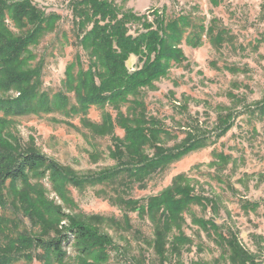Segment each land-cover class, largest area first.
Returning <instances> with one entry per match:
<instances>
[{
	"label": "rangeland",
	"instance_id": "rangeland-1",
	"mask_svg": "<svg viewBox=\"0 0 264 264\" xmlns=\"http://www.w3.org/2000/svg\"><path fill=\"white\" fill-rule=\"evenodd\" d=\"M15 1L21 0H0V4ZM28 1L45 15L59 17L53 31L28 47L33 56L28 65L42 63L41 91L50 96L61 92L68 100L64 110H69L76 102L74 93L64 86L67 66L77 54L85 62L77 46L70 8L73 0ZM105 1L149 20L157 10H164L167 17L188 16L197 26L202 20L201 44L194 47L181 42L185 61L151 88L141 90L139 100L147 116L158 120L169 134L162 141L164 147H174L188 134L206 137L204 146L153 174L143 189L138 185L125 189L116 181L83 185L84 179L116 165L112 139L122 138L123 131L115 126L110 106H91L85 117L63 109L15 115L0 112V152H39L63 170L64 178L74 180L53 182L49 172L38 178V170L26 183H7L0 190V245L12 248L10 243L25 237L30 241L52 238L71 221H79L111 240L113 247L101 264H157L151 248L152 225L123 202L144 204L183 174L194 194L211 200L214 210L193 205L184 213L181 231L189 242L178 256L168 248L164 264H224L219 260L221 251L212 242L213 230L204 232L193 223L200 220L221 227L217 234L223 237L235 235L256 263L264 264V0ZM135 31L132 27L130 33ZM23 32L15 24V8L11 7L0 18V34L15 38ZM139 66L135 56L126 62L129 72ZM75 72L76 66L68 74ZM19 91L15 87L0 90V99L14 100ZM106 119L111 120V127ZM251 206L255 208L250 210ZM65 253L60 264L93 263L79 257L74 244Z\"/></svg>",
	"mask_w": 264,
	"mask_h": 264
},
{
	"label": "trees",
	"instance_id": "trees-1",
	"mask_svg": "<svg viewBox=\"0 0 264 264\" xmlns=\"http://www.w3.org/2000/svg\"><path fill=\"white\" fill-rule=\"evenodd\" d=\"M5 5L0 4V18L11 7L15 8V24L24 32L15 38L0 34V90L20 89L19 97L14 100L4 102L0 99L3 115L49 113L63 109L85 117L91 106H110L115 112V126L123 131L122 138L112 139V157L116 165L105 173L84 179L83 185L116 181L123 183L125 189L134 185L143 189L153 174L164 171L171 163L204 146L206 137L188 134L174 147H164L162 141L169 134L158 120L147 116L145 105L139 100L141 90L151 88L153 82L164 78L171 68L185 61L179 48L181 42L194 47L201 44L204 32L201 19L197 26L188 16L167 17L164 10H157L149 20L145 15L121 11L105 0H73L71 15L77 32V46L85 62L77 54L74 63L67 66L64 86L74 93L76 105L64 110L68 101L65 95L58 92L50 96L40 89L42 63L33 67L28 65L33 60L28 47L35 45L46 32L53 31L59 17L45 15L28 0ZM132 27L136 28L134 34L130 33ZM210 30L206 29L207 33ZM130 56L137 57L140 64L133 72L126 67ZM75 66L76 72L70 76L68 71ZM106 120L107 127H111V120ZM147 150L152 151L151 155ZM38 170L41 171L38 178L49 172L53 182L66 179V182L74 183L73 178H64L63 170L54 161L39 152L8 151L0 152V190L7 183H26ZM193 191L189 179L180 174L172 179L170 186L148 198L144 204L134 200L123 202L145 215L152 225L154 239L151 248L157 264L165 263L168 248L178 256L180 248L189 242L181 230L185 223L184 213L191 206H209L214 210L211 200L197 197ZM254 208L251 206L250 210ZM193 223L204 232L209 233L210 228L213 230L216 236L212 242L221 251L219 260L224 264H257L255 257L232 233L223 237L217 234L221 227L201 220ZM173 232L176 233L174 236L171 235ZM10 244L12 248L0 245V264L30 263L32 260L60 264L66 258L65 249L71 244L79 257L90 258L93 261L90 264H101L113 247L107 235L79 221H71L52 238L30 241L25 237Z\"/></svg>",
	"mask_w": 264,
	"mask_h": 264
}]
</instances>
